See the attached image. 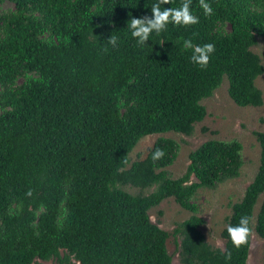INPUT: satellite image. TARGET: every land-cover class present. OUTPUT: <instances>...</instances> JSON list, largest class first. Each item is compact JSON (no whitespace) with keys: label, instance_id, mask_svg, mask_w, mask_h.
<instances>
[{"label":"trees","instance_id":"16d2710c","mask_svg":"<svg viewBox=\"0 0 264 264\" xmlns=\"http://www.w3.org/2000/svg\"><path fill=\"white\" fill-rule=\"evenodd\" d=\"M207 2L211 15L192 0L197 24H169L139 46L129 19L151 17L156 0H0V264H171L170 236L180 264H246L251 236L237 249L227 233L243 216L264 245V199L252 226L264 193V133L253 132L259 165L231 205L222 249L205 241L192 200L239 176L238 141L202 143L176 179L166 171L178 151L169 138L129 160L143 137L191 135L206 116L200 101L224 77L235 105L262 104L263 67L250 48L264 39V0ZM184 40L215 45L206 68L191 62ZM156 148L165 155L153 161ZM125 186L153 190L133 195ZM166 199L191 213L171 232L148 217Z\"/></svg>","mask_w":264,"mask_h":264},{"label":"rangeland","instance_id":"374dc122","mask_svg":"<svg viewBox=\"0 0 264 264\" xmlns=\"http://www.w3.org/2000/svg\"><path fill=\"white\" fill-rule=\"evenodd\" d=\"M10 5H5L9 7ZM262 64L263 73L256 78L255 86L261 92L262 104L259 107H239L227 95V80L224 77L221 85L206 99L200 101L206 110L205 118L195 124L191 135L165 133L149 135L141 138L129 154L130 163L145 158L154 141L159 138H169L178 145L176 159L166 168L171 179L180 177L189 163L188 155L202 143L208 140L238 141L242 146V167L239 176L225 181L213 189H200L192 202L197 206L196 215L203 220L199 230L205 241L212 248H223L221 231L225 227V220L230 215L231 205L238 202L244 190L253 179L259 165V147L253 132L264 133V39L257 37L256 44L250 48ZM192 181L194 179L192 178ZM123 190L136 195H146L153 188L140 190L129 186ZM264 193L259 197L253 209L252 226L255 222L260 202ZM190 212L182 209L173 199H166L158 206L148 211L151 223L160 229L171 232L179 223L187 219ZM167 253L171 256V264H180L178 257V240L171 236L166 240ZM35 264H54L53 261H36ZM246 264H264L263 241L252 230L249 253Z\"/></svg>","mask_w":264,"mask_h":264},{"label":"clouds","instance_id":"9594fccd","mask_svg":"<svg viewBox=\"0 0 264 264\" xmlns=\"http://www.w3.org/2000/svg\"><path fill=\"white\" fill-rule=\"evenodd\" d=\"M171 2L172 0H156V3L151 6V17L145 15L141 18L129 19L127 27L130 30L131 36L136 40L139 46L145 45L153 32L159 35L169 24L190 26L199 22V18L193 15L191 11L190 5L192 0H182L178 8L170 7L165 9L161 7ZM199 6L203 9L205 15H211L213 13V9L207 0H199ZM107 43L115 48L118 44V38L111 35L107 39ZM183 47L186 50H191L190 60L200 68L207 67L210 56L215 51L214 44L207 43L202 46L194 45L191 40H184ZM102 51H107V48L102 49ZM164 155L165 152L163 149L156 148L151 158L153 161H158L162 159ZM28 195H31V192H29ZM249 225V217L243 216L240 218L237 225L227 226L228 236L235 248L239 249L248 244L249 238L252 235V229ZM231 257V251L225 250V259L231 260Z\"/></svg>","mask_w":264,"mask_h":264}]
</instances>
